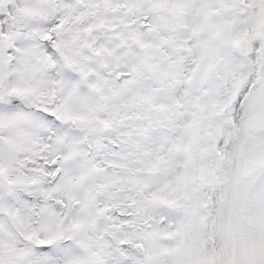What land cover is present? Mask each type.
Returning a JSON list of instances; mask_svg holds the SVG:
<instances>
[{
  "label": "snow or ice",
  "instance_id": "6c2138e0",
  "mask_svg": "<svg viewBox=\"0 0 264 264\" xmlns=\"http://www.w3.org/2000/svg\"><path fill=\"white\" fill-rule=\"evenodd\" d=\"M0 264H264V0H0Z\"/></svg>",
  "mask_w": 264,
  "mask_h": 264
}]
</instances>
